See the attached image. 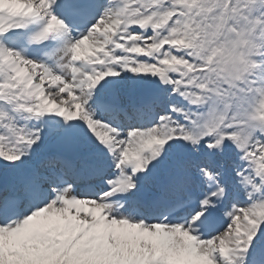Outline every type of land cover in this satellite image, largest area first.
I'll return each instance as SVG.
<instances>
[{
    "label": "snow or ice",
    "instance_id": "snow-or-ice-1",
    "mask_svg": "<svg viewBox=\"0 0 264 264\" xmlns=\"http://www.w3.org/2000/svg\"><path fill=\"white\" fill-rule=\"evenodd\" d=\"M0 264H264V0H0Z\"/></svg>",
    "mask_w": 264,
    "mask_h": 264
}]
</instances>
